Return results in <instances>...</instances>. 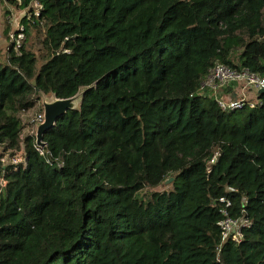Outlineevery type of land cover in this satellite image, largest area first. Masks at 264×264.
<instances>
[{"label": "trees", "instance_id": "16d2710c", "mask_svg": "<svg viewBox=\"0 0 264 264\" xmlns=\"http://www.w3.org/2000/svg\"><path fill=\"white\" fill-rule=\"evenodd\" d=\"M16 4L42 31L0 60V158L23 150L0 160V264H264V91L222 110L237 82L199 84L214 62L264 77V0ZM79 87L39 153L21 113ZM219 195L249 223L216 261Z\"/></svg>", "mask_w": 264, "mask_h": 264}, {"label": "built area", "instance_id": "2783aa9c", "mask_svg": "<svg viewBox=\"0 0 264 264\" xmlns=\"http://www.w3.org/2000/svg\"><path fill=\"white\" fill-rule=\"evenodd\" d=\"M34 13H36L35 9ZM25 29L26 28L24 24L19 23L17 28L9 34L11 37L9 43H13L14 47L18 46L19 40L23 38V33L25 32ZM229 82H238L241 84V86H248L254 91H257L259 88H264V77L259 76L258 74L252 71H249L245 67H231L222 62H214L209 65L199 84L200 87H206L212 90V92L215 94V91L219 87H222ZM213 99L216 105L222 110L251 108L261 103V98L255 95L254 97H247L245 95H235V97H232L230 92H227V94L222 97L214 95ZM41 117L42 111L40 106V109L35 112L30 118V123L33 125L32 130L34 128L35 122L41 120ZM35 148L38 150L39 153H42V146L35 144ZM6 155L8 156V163L14 164L16 162L23 161V150L21 147L18 150H15L12 153ZM3 158L4 157L2 156L0 160L3 161ZM212 160L213 156L210 158L209 161ZM3 184H5V180L0 177V188L3 186ZM227 188L230 190L234 189L232 186H228ZM217 200L219 202H222L223 204V206L220 208L221 215L216 221V224L219 229V241L215 245L214 258L216 261H219V250L222 242H224L225 240L237 241L241 236V228L248 225L249 220L247 216L242 213V209H240L241 213L236 215H230L229 213H227V210L225 208L230 204V200L224 195H219Z\"/></svg>", "mask_w": 264, "mask_h": 264}, {"label": "rangeland", "instance_id": "374dc122", "mask_svg": "<svg viewBox=\"0 0 264 264\" xmlns=\"http://www.w3.org/2000/svg\"><path fill=\"white\" fill-rule=\"evenodd\" d=\"M16 3H18V0L16 1ZM16 3L11 2V0H0V60L5 59L6 48L11 40L9 34L17 28L19 23H21L20 17L24 14H27L26 8L21 7ZM31 5L35 6L36 3L32 2ZM41 31H42L41 27L33 26L32 23L28 24V27H26L25 32L23 33V38L19 40V43L23 41L24 44L33 48L36 53H39L38 34ZM37 96L38 99L36 100L34 106L21 113V118L23 120L22 131H30L33 127V125L30 123V118L33 116L35 112H37L40 109L41 97L39 96L38 92H37ZM45 96L46 98L50 97L49 94H46ZM7 160H8V156L6 155L3 158V162H7ZM170 180L167 182L163 180L160 184L154 186V189L160 190L163 188L170 187Z\"/></svg>", "mask_w": 264, "mask_h": 264}, {"label": "water", "instance_id": "95a60500", "mask_svg": "<svg viewBox=\"0 0 264 264\" xmlns=\"http://www.w3.org/2000/svg\"><path fill=\"white\" fill-rule=\"evenodd\" d=\"M83 90L84 87H79L74 94L64 98L55 97L51 93H49L50 97L46 98L45 93L38 91L39 96L41 97L40 106L42 117L41 120L35 122L33 128L34 142L36 145H43L42 134L48 127L53 124L57 116L62 114L67 109L77 108ZM257 91L262 92L264 91V88H259ZM231 96L235 97V95L232 94ZM171 178L172 177L169 176L164 179V181L167 182Z\"/></svg>", "mask_w": 264, "mask_h": 264}, {"label": "crops", "instance_id": "0c3cea01", "mask_svg": "<svg viewBox=\"0 0 264 264\" xmlns=\"http://www.w3.org/2000/svg\"><path fill=\"white\" fill-rule=\"evenodd\" d=\"M230 94L236 95V96L245 95L247 97H254L255 92L252 88H249L248 86H241V84L237 82L232 85Z\"/></svg>", "mask_w": 264, "mask_h": 264}, {"label": "clouds", "instance_id": "9594fccd", "mask_svg": "<svg viewBox=\"0 0 264 264\" xmlns=\"http://www.w3.org/2000/svg\"><path fill=\"white\" fill-rule=\"evenodd\" d=\"M32 131H34V130H32ZM40 146H42V147H43V145H40Z\"/></svg>", "mask_w": 264, "mask_h": 264}]
</instances>
